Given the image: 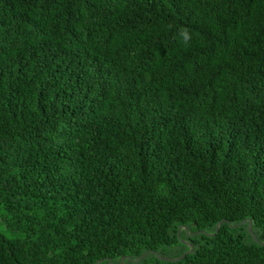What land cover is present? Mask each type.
I'll return each instance as SVG.
<instances>
[{"label":"trees","instance_id":"trees-1","mask_svg":"<svg viewBox=\"0 0 264 264\" xmlns=\"http://www.w3.org/2000/svg\"><path fill=\"white\" fill-rule=\"evenodd\" d=\"M260 243L264 0H0V264Z\"/></svg>","mask_w":264,"mask_h":264},{"label":"clouds","instance_id":"clouds-1","mask_svg":"<svg viewBox=\"0 0 264 264\" xmlns=\"http://www.w3.org/2000/svg\"><path fill=\"white\" fill-rule=\"evenodd\" d=\"M171 27V25L169 26ZM179 35L183 38L182 44L185 48L190 46L192 35L190 29L184 26L179 27Z\"/></svg>","mask_w":264,"mask_h":264},{"label":"water","instance_id":"water-1","mask_svg":"<svg viewBox=\"0 0 264 264\" xmlns=\"http://www.w3.org/2000/svg\"><path fill=\"white\" fill-rule=\"evenodd\" d=\"M222 224V222H220L218 225H217V230H218V228L220 227V225ZM180 230H181V228H179V237H180ZM186 230H188L187 228H186ZM249 230L251 231V222H249ZM214 235V234H213ZM213 235H210V236H213ZM254 236V235H253ZM186 243V242H185ZM260 244H262V245H264V243H260ZM193 250V247L191 246V249L188 251V253H190L191 251ZM186 254H184L183 256H181L180 258H177V259H170V258H164L165 260H170V261H174V262H177V261H180L184 256H185ZM124 261H125V259H123L122 260V263L121 264H123L124 263ZM102 262V260H100L99 262H97L96 264H99V263H101Z\"/></svg>","mask_w":264,"mask_h":264}]
</instances>
